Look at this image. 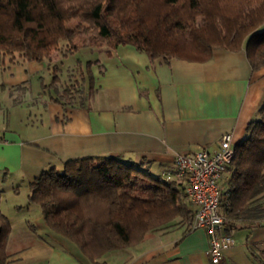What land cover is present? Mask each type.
Masks as SVG:
<instances>
[{"label":"crops","instance_id":"crops-1","mask_svg":"<svg viewBox=\"0 0 264 264\" xmlns=\"http://www.w3.org/2000/svg\"><path fill=\"white\" fill-rule=\"evenodd\" d=\"M90 71L92 86L77 104L60 98L47 62L0 70V135L10 142L0 144V207L11 224L0 264H213L207 232L186 222L92 262L48 228L29 202L30 186L44 171L80 158L147 162L143 169L153 178L182 183L177 155L217 151L226 134L234 148L243 142L264 103V67L253 72L245 51L217 50L203 63L164 62L120 46L111 56L104 50ZM229 179L226 173L222 193ZM25 188L27 206L7 207V197ZM230 235L235 243L219 264H255L250 250H264V217Z\"/></svg>","mask_w":264,"mask_h":264},{"label":"trees","instance_id":"trees-1","mask_svg":"<svg viewBox=\"0 0 264 264\" xmlns=\"http://www.w3.org/2000/svg\"><path fill=\"white\" fill-rule=\"evenodd\" d=\"M76 19L77 28L69 29ZM83 23L96 30V43L102 38L109 45L108 56L130 46L152 60L203 63L217 50L245 51L253 72L264 67V0H0V70L47 62L57 83L52 52L66 42L63 58L77 53ZM89 76L92 84L91 71ZM147 164L72 159L61 170L44 171L30 186L29 202L40 207L53 233L95 262L138 246L178 219L192 226L196 211L184 186L153 178L143 169ZM226 173L221 214L230 235L264 217V103ZM10 232L0 207V262L7 258ZM250 254L255 264H264V250Z\"/></svg>","mask_w":264,"mask_h":264},{"label":"built area","instance_id":"built-area-1","mask_svg":"<svg viewBox=\"0 0 264 264\" xmlns=\"http://www.w3.org/2000/svg\"><path fill=\"white\" fill-rule=\"evenodd\" d=\"M232 140V135L226 134L217 151L201 149L175 158L176 177L186 180V195L196 208L192 228L207 232V256L213 264H219L223 253L235 243L233 236L224 232L225 219L221 214V182L235 156ZM9 143L0 135V144Z\"/></svg>","mask_w":264,"mask_h":264},{"label":"rangeland","instance_id":"rangeland-1","mask_svg":"<svg viewBox=\"0 0 264 264\" xmlns=\"http://www.w3.org/2000/svg\"><path fill=\"white\" fill-rule=\"evenodd\" d=\"M198 22L201 23V20ZM79 23V19L73 20L69 23L68 28L74 30ZM80 30L82 34L75 39L76 44L81 47L77 53L63 58V53L66 51V42H62L60 48L52 52L50 59L51 63L56 64V69L60 73L58 83L54 84V87L56 86L58 89L59 96L61 95L60 98L70 102L76 101L77 104H82L84 96H86L88 89L92 86L89 76L90 68L96 61L100 60L103 51L109 47L102 38H98L97 43L95 42L97 32L86 23H83ZM8 58H5L6 61H8ZM61 60L62 62H60ZM89 62L91 63L88 64ZM180 184L185 187L187 182L182 180ZM25 190L26 188L20 195L7 197L5 200L7 207L8 205L10 207L11 204L27 206ZM183 224L184 221L178 219L166 229L181 227Z\"/></svg>","mask_w":264,"mask_h":264}]
</instances>
